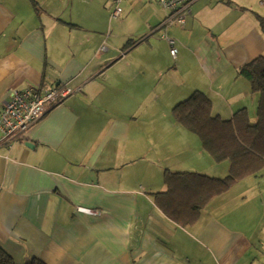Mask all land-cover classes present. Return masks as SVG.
Returning a JSON list of instances; mask_svg holds the SVG:
<instances>
[{"label":"crops","instance_id":"0c3cea01","mask_svg":"<svg viewBox=\"0 0 264 264\" xmlns=\"http://www.w3.org/2000/svg\"><path fill=\"white\" fill-rule=\"evenodd\" d=\"M102 2L0 0V115L14 91L74 89L0 146V245L17 264H264V182L255 193L250 178L235 184L188 226L154 198L167 190L166 172L201 174L196 159L205 157L172 113L186 98L157 94L187 53L178 47L174 58L164 40H200L196 55L210 61L195 92L214 91L232 117L252 92L235 70L258 50L262 17L252 9H264V0H196L184 36L157 0L125 1L123 14L144 8L136 32L107 33L112 12ZM163 55L176 64L162 63Z\"/></svg>","mask_w":264,"mask_h":264},{"label":"trees","instance_id":"16d2710c","mask_svg":"<svg viewBox=\"0 0 264 264\" xmlns=\"http://www.w3.org/2000/svg\"><path fill=\"white\" fill-rule=\"evenodd\" d=\"M239 73L259 95L255 123H251L246 108L223 120L213 113L212 100L202 92H195L174 108L175 120L197 135L204 150L217 162L229 163L224 178L166 172L167 190L154 198L165 215L180 225L194 223L212 199L245 179L261 177L264 171V56L243 65ZM0 264H17L1 245ZM27 264L46 263L33 259Z\"/></svg>","mask_w":264,"mask_h":264},{"label":"rangeland","instance_id":"374dc122","mask_svg":"<svg viewBox=\"0 0 264 264\" xmlns=\"http://www.w3.org/2000/svg\"><path fill=\"white\" fill-rule=\"evenodd\" d=\"M102 3H104V6L106 7V9L109 7L110 11L113 12V7L111 5L110 0H104V2H102ZM102 3H101V5H102ZM95 9H97V7H95ZM143 9L144 8L137 7V9H135L134 11H127V12L125 11V13L123 14V17H121V19L119 21L112 20L113 18H112V13H111L110 14V18H111L110 23H112V26H110V29H109V26L107 25L105 30L107 31V33L110 31V32H112V34L115 33L116 35H120L121 33H124V32L135 33L136 32L135 30L137 29V25L141 22V15L143 14ZM252 10L254 12L258 13V15L260 17H262V19H258V23H257L258 33L260 36L255 35L256 39L254 37H253L254 39L252 38L253 42L254 41L257 42L256 43V49H258V50L255 51L254 49H252L250 51V54L248 51V55H247V59H246L247 62L245 64H248L249 62H251L252 60H254L257 57L264 56V28H262L264 26V9H263V7L261 8V7L254 6ZM126 17H129L127 22L121 24L120 21L123 22ZM175 26H176V29L172 30V31H178V32H180L181 35L183 34V36H184L185 32H181V31H185L186 29L183 26H181L179 23H176ZM196 31L198 32L199 30H196ZM162 35H163V33H159V34L155 35V37L159 38ZM231 38L233 39L232 36H231ZM160 41H162V40L160 39ZM164 41L167 42L166 39ZM177 42L175 41L177 49L179 47V49L181 51H183L182 47L186 48L187 53L182 58L180 55V59L182 62H181L179 70H174V69L168 70V73L164 77V80L166 81V83H164V85H159V88H158L159 92L157 94H159V96H161L162 93H164L163 90L166 89V94L170 95L171 93H177L179 95H182L181 98L185 97L186 99H188L195 93L196 88H201V87L204 88V85H201L199 87V82L200 81L203 82L204 77H206L204 74V70H207V69L204 68L203 64H204V62L210 61V58L208 57L207 61H204L202 59L200 61V59L197 57L198 53H200V50H199L200 40L195 38V37H190L189 35H187L185 38V41H181L178 44H177ZM251 44L254 45V43H252V41H251ZM168 47H169V45H168ZM240 48H242V46ZM169 53H170V51H169ZM130 55L131 54H129V56ZM164 56L165 55L161 56V59H160V61L162 63H167L169 65H171V64L175 65L176 64V62H174V60L171 56H170L171 60L165 58ZM199 56L201 58V54ZM122 61H124V60H122ZM240 68L241 67H239L238 69L235 70V71H237V76H240V73L238 72V71H240ZM209 70L212 72L213 67L209 68ZM233 70H234V67H231V71H233ZM159 77H157V78H159ZM240 77H242V76H240ZM169 80L171 81V83H173V85L167 87L166 84H167V82H169ZM240 80L241 81H244V80L247 81L244 77L240 78ZM178 81H181L182 85H183V81H185L186 85L185 86L177 85ZM207 81H209V80L207 79ZM246 83H249V82L247 81ZM206 85H207L206 86L207 88H208V86L210 87V83L207 82ZM224 88L226 90V92H224L226 94L225 97H227V96H229L231 88L228 86H226ZM199 91L202 93L204 92L201 90H199ZM213 92L214 91L205 89L204 94L206 96L209 95L210 97L213 98V100L215 102V105H214L215 114L217 115L218 113L221 112L220 114H222L223 117H221V118L223 120H230L232 117H229V116L226 117L225 113H222V110H219V108L223 109L224 102H222L223 104L221 103L219 105L218 104L219 99L217 98V96ZM174 97L177 98L180 96H174ZM258 100H259V95L250 92L249 95H247L245 97V99L243 100L244 104L241 105L243 107H241L240 109H237L235 111V113L238 112L239 110L246 108L249 115H250L251 123H255L257 120L256 111H257V106H258ZM174 108L172 109V113L174 112ZM192 137L196 141H199V143H200V140L197 137V135L192 133ZM204 155H205V157L197 156V158L198 159L201 158V160H200V164H199V162L196 159V164H195L196 167H198V171H200L202 175L213 176L214 174L223 175V174L228 173V170H229V166H228L229 163L228 162H222V163L217 162L207 151L204 152ZM187 157L188 156H186V158ZM190 158H196V157L190 156ZM192 170H195V168L193 167ZM193 172H196V171H193ZM217 178H224V177H217ZM249 182L251 183V188L247 189V191L250 190L252 193H255V189H256L255 184H258L259 182H264V171H263L261 177H252V178H250ZM245 189L246 188L243 186V184H239V187L238 188L236 187L235 191L237 193H241L242 190H245ZM263 190H264V186H263Z\"/></svg>","mask_w":264,"mask_h":264},{"label":"built area","instance_id":"2783aa9c","mask_svg":"<svg viewBox=\"0 0 264 264\" xmlns=\"http://www.w3.org/2000/svg\"><path fill=\"white\" fill-rule=\"evenodd\" d=\"M113 3L112 18L117 19L123 14V4L127 0H111ZM160 6L170 11L167 22L185 24L186 16L190 13L191 5L196 0H157ZM171 55L176 58L178 50L174 39L166 37ZM80 91V90H79ZM71 88L49 89L46 91L29 88L14 91L4 103L0 115V146L17 140L38 122L49 110L59 105L66 97L72 95ZM80 212L89 215L100 213L84 208Z\"/></svg>","mask_w":264,"mask_h":264},{"label":"water","instance_id":"95a60500","mask_svg":"<svg viewBox=\"0 0 264 264\" xmlns=\"http://www.w3.org/2000/svg\"><path fill=\"white\" fill-rule=\"evenodd\" d=\"M28 146H30V145H28Z\"/></svg>","mask_w":264,"mask_h":264}]
</instances>
